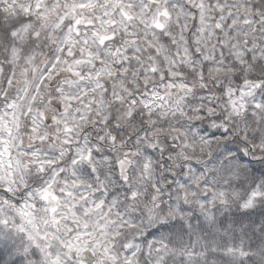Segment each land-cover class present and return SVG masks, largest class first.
I'll use <instances>...</instances> for the list:
<instances>
[{
  "label": "clouds",
  "instance_id": "clouds-1",
  "mask_svg": "<svg viewBox=\"0 0 264 264\" xmlns=\"http://www.w3.org/2000/svg\"><path fill=\"white\" fill-rule=\"evenodd\" d=\"M0 264H264V0H0Z\"/></svg>",
  "mask_w": 264,
  "mask_h": 264
}]
</instances>
